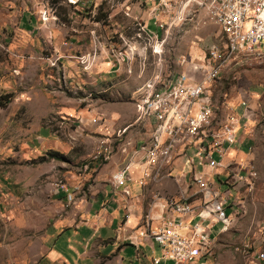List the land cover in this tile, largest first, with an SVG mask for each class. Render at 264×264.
Segmentation results:
<instances>
[{
  "label": "rangeland",
  "instance_id": "374dc122",
  "mask_svg": "<svg viewBox=\"0 0 264 264\" xmlns=\"http://www.w3.org/2000/svg\"><path fill=\"white\" fill-rule=\"evenodd\" d=\"M154 3L0 0V100L8 95L0 106V264L32 263L48 228L66 224L96 183H111L126 155L152 135L141 100L159 97L157 88L185 65L202 64L219 36L218 0H193L172 21L176 10L158 27L160 38L142 29ZM24 14L35 22H23ZM256 50L223 51L224 70L206 83L217 118L232 113L240 126L230 146L235 153L212 172L228 192L227 227L215 224L208 255L188 264H264V46ZM53 55L59 57L49 63ZM186 74L199 80L202 71L192 67ZM245 165L247 177L236 181L235 171ZM173 170L182 177L180 166ZM169 183L142 190L151 202L185 187ZM128 185L145 187L138 180Z\"/></svg>",
  "mask_w": 264,
  "mask_h": 264
},
{
  "label": "built area",
  "instance_id": "2783aa9c",
  "mask_svg": "<svg viewBox=\"0 0 264 264\" xmlns=\"http://www.w3.org/2000/svg\"><path fill=\"white\" fill-rule=\"evenodd\" d=\"M178 6L177 0H157L148 9V18L157 26L167 16H173ZM220 14L221 28H217L219 36L207 47L203 56L200 70L202 76L199 80L190 78L186 72L177 80V88L171 95V100H163L160 88L154 95H159L158 103H150V98L141 100L142 115L154 113L155 108H162L160 123L153 126L155 135L140 145V151L130 154L125 167L112 177V186H124L131 180L134 164L139 170H144L149 164L151 152L155 147L161 146L160 134L164 131H173L175 123L181 119H188V127L182 138L173 135L172 159L166 166L173 164V156L185 155L188 157V166H180V174H172L178 183H188L201 176L213 177V171L225 168L223 158L226 151L236 141V132L240 126L239 118L228 113L226 119H217L215 114H208L209 102L206 99L207 78L212 77L213 64L223 51L230 47L255 48L264 45V0H223ZM49 15L41 12V21L45 22ZM57 53V52H56ZM58 55L48 57L47 60L58 59ZM96 124L97 118L90 119ZM190 151V153H188ZM239 166L235 171V180L247 177L246 165ZM231 173L232 170L230 169ZM218 173V172H215ZM220 178L215 179V185L221 186ZM228 195H212L209 186L205 185L191 198L189 215H180L179 210H172V205L160 196L157 207L160 209V225L152 230L144 229L138 235L148 236L155 242L160 250V258L170 260L173 264L193 263L196 259H205L210 247L209 236L212 227L219 223L228 222L229 213L226 212ZM153 217L144 215V220ZM158 258L153 262H158Z\"/></svg>",
  "mask_w": 264,
  "mask_h": 264
},
{
  "label": "crops",
  "instance_id": "0c3cea01",
  "mask_svg": "<svg viewBox=\"0 0 264 264\" xmlns=\"http://www.w3.org/2000/svg\"><path fill=\"white\" fill-rule=\"evenodd\" d=\"M211 9L210 6L205 9L210 16ZM211 18L214 20L212 16ZM149 21V19L143 20L142 29L146 31V27L158 37L161 33V29L158 28L160 25L157 27L154 22H151L159 31V34H157L156 31L149 28ZM23 22H35V20L31 14H24ZM214 22L216 23L217 20H214ZM200 65L189 63L185 65L184 72H188L192 67L199 69ZM182 76L183 74H179L167 78V81L160 87V90L165 88L161 91L162 95L176 86L177 80ZM153 83L155 84V82ZM156 96L159 95H154V97ZM214 110V107L210 108L209 114H214ZM154 113L142 115L144 121H148L152 127L150 138L155 135L153 126L160 123V119L156 118ZM227 114L223 116V119H226ZM177 125H181L183 128L179 137L182 138L188 124L184 123V119H182L176 123ZM166 141L164 137L165 144L163 143V147L161 146L162 149H164ZM139 151L140 146L134 148L126 156L136 154ZM234 153V149L229 148L225 159ZM240 153L243 154V151L241 150ZM172 154L173 145L162 164H160L161 157H158L153 163H149L144 170H139V173L138 166L132 165L131 180H127L124 186L113 187L108 182L96 183V189L87 198V204L82 206L84 201H77L74 205L76 208L69 215L66 224L54 225L48 228L42 244L41 254L33 262L37 264H173L170 260L160 258L161 254L157 244L148 236L138 235L141 230L147 228L152 230L160 225V219L157 218L160 215V209L157 207L160 199L157 201L154 199L150 202L148 195H145V191L142 189L146 188L147 190L148 184H160L155 186L158 188L170 184L169 182L184 185V189H179L177 195L174 193L165 194L167 195V202L172 205V210H175L173 205L176 204L190 208L194 193L199 192L205 185L209 186V192L212 195H228V192L221 190V186H216L213 177H201L186 185L185 183H178L177 180L172 178V166H166L169 160L172 159ZM174 163L177 166H188V157L176 155L174 156ZM124 167L125 163L114 173L119 172ZM157 172L158 176L156 175ZM114 173L111 175V182ZM173 173L175 174L176 171L173 170ZM134 179L145 187L134 186L132 188L128 185V182L135 181ZM190 185H193L195 189H188ZM139 190H142L143 194H134ZM145 213L150 217L152 216L153 219L144 220ZM180 215H189V212L181 211ZM221 226L226 228L227 224L224 223ZM221 226L218 231L222 230ZM156 258L159 260L154 263L153 260Z\"/></svg>",
  "mask_w": 264,
  "mask_h": 264
},
{
  "label": "bare ground",
  "instance_id": "6f19581e",
  "mask_svg": "<svg viewBox=\"0 0 264 264\" xmlns=\"http://www.w3.org/2000/svg\"><path fill=\"white\" fill-rule=\"evenodd\" d=\"M157 0H153V2H156ZM191 1H193V0H179V2H178V6H177V13H176V15H175V17H172V16H169L170 17V19H171V17H172V21H174L173 19H176L177 17H178V14H183V13H185V11H186V9H187V7H189V4L191 3ZM222 1L223 0H218V7H217V9H216V11H214L213 12V16L215 17V19L217 20V23H218V25H219V27L221 28V20H220V14H217L218 12H220L221 11V3H222ZM175 10V11H176ZM175 13V12H174ZM174 16V15H173ZM167 18V17H166ZM171 21V23H173ZM159 25H161V24H158L157 25V27L159 26ZM264 46V45H263ZM262 47V46H261ZM255 51H257L256 50V47L255 48H244V49H242V50H239L238 49V47H230V49H229V51H227V55H240V54H243V55H247V54H249V53H253V52H255ZM52 60V59H51ZM226 60H224L223 58H222V56L220 55L219 56V58L217 59V62L216 63H214L213 64V72H212V77L211 78H207V82H209V81H212V80H215L217 77H218V75L220 74V72H222L223 70H224V68H225V64H224V62H225ZM49 63H50V60H49ZM206 82V83H207ZM176 88H177V85L176 86H174L173 88H171L170 90H169V92L168 93H165V94H163L162 95V97H163V100H171V95H172V93L176 90ZM206 99H207V92H206ZM207 101H208V99H207ZM159 102V97H157V98H155V99H153V100H150V103H158ZM209 102V101H208ZM211 106H212V104L209 102V105H208V114H209V109L211 108ZM154 114L156 115V118H158V119H160V116L162 115V108H155L154 109ZM182 120V119H181ZM180 121V120H179ZM178 121V122H179ZM177 122V123H178ZM184 123H187L188 124V119H184ZM96 124H97V122H96ZM182 126L181 125H177L176 126V123H175V125H174V128H173V131H164V132H162V134H160V143H161V146L163 145V143H164V137L166 138V145H165V147H164V149H162V147L161 146H158V147H155L154 148V150L151 152V155H150V161H149V163H153V161L156 159V158H158V157H161V162H160V164H162L164 161H165V159H166V157H167V155H168V152H169V150L171 149V147H172V145H173V143H172V139H173V135H174V137L175 138H179L180 137V135H181V132H182ZM185 130V129H184ZM165 144V143H164ZM161 149H162V151H161ZM161 151V152H160ZM104 153V152H103ZM176 156V155H175ZM107 158V157H106ZM173 164H175L174 163V156H173ZM132 165H134V164H132ZM131 165V166H132ZM160 167H161V165L159 166V169H160ZM156 175L158 176L159 174H158V172L156 173ZM201 177H211V176H201ZM199 179V178H198ZM196 180V179H195ZM194 180H192V182H193ZM186 184H188V183H186ZM217 186V185H216ZM165 200L167 201V195H165ZM169 203V202H168ZM170 204V203H169ZM179 207H181L180 208V212L181 211H188L189 212V208H185V207H182L181 205H173V208L175 209V210H179ZM227 223V222H226ZM224 224V223H223Z\"/></svg>",
  "mask_w": 264,
  "mask_h": 264
},
{
  "label": "trees",
  "instance_id": "16d2710c",
  "mask_svg": "<svg viewBox=\"0 0 264 264\" xmlns=\"http://www.w3.org/2000/svg\"><path fill=\"white\" fill-rule=\"evenodd\" d=\"M95 17L100 18V14H97ZM6 97H8V95L1 96L0 106H4L8 102V98H6ZM29 264H37V263L33 262V263H29Z\"/></svg>",
  "mask_w": 264,
  "mask_h": 264
}]
</instances>
